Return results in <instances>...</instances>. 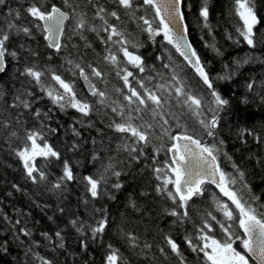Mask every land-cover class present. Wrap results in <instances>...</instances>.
<instances>
[{
  "label": "snow or ice",
  "instance_id": "snow-or-ice-1",
  "mask_svg": "<svg viewBox=\"0 0 264 264\" xmlns=\"http://www.w3.org/2000/svg\"><path fill=\"white\" fill-rule=\"evenodd\" d=\"M84 3L94 10L91 19L76 0H62L60 6L48 3L47 0H27V7L17 9L8 7L5 18L0 20V73L6 71L8 57L16 61L21 59V52L25 46L20 44L18 48H13L14 37L30 38L33 36V29H39L43 33V39L47 41V47L60 53L67 47L62 42L66 34V21H75L72 32L85 41L87 48H92V44L88 42L86 33H95L104 45V53L103 55L97 53L98 59L95 63L85 64L73 59L71 55L65 58V63L69 66L68 71L74 76L78 73L79 77L86 81L90 96L95 98L93 101L80 98L74 83L55 70L25 64L19 75L34 81L52 104L58 106L61 111L72 108L82 117H88L92 112L100 114L103 109L110 108L114 116L107 127L121 134L122 142L117 146V151H126L134 160L146 156L145 149L149 145H152L153 152L157 155L167 145L166 152L170 154V158L161 163L154 155L152 161L155 166L148 165L152 167L153 175L158 181L155 191L172 202L171 207L165 209V213L175 218L174 224L183 225L190 221L193 223L194 231L184 236V243L193 253L202 254L204 264H264V204L259 203L262 197L252 192L246 171L238 164L232 162V173L221 167L218 157L224 145L222 139L213 143H206L202 139V135H206L215 140L222 120L220 114L229 106V100L217 90L215 82L231 80L244 64L253 61L264 63V58L247 56L242 60L234 59L231 63H226L221 72L213 77L188 40V27L184 24L185 14L182 11L184 0H142V3H138V0H112V3L108 0H84ZM0 6L7 7V0H0ZM144 6H147L145 13L137 15ZM150 12L153 14L150 15ZM209 15L208 0H201L199 17L203 21V27L211 31ZM230 15L236 20L235 33L250 49L264 43V33L256 31L257 25L264 22L258 15L256 0H232ZM122 16L127 17V21L122 19ZM25 18L31 19L27 24L19 23ZM113 18L120 23H113ZM95 20H99L100 23L91 22ZM128 22L137 23L140 31L147 33L153 43L157 37L162 36L163 41L183 57L186 66L190 67L199 81L206 86L207 93L193 89L189 85L182 75V70L177 71L172 67L170 55L169 63L162 64L164 69H171L170 79L163 73H157L160 81H163L160 82L150 75L149 73L156 69L148 65L146 58L138 53L142 44L133 43L129 38L131 33L127 31ZM228 39H233V36L228 34ZM234 42L239 44L241 39H235ZM206 46L222 55L214 43ZM156 59L163 60V56L158 55ZM112 71L123 82V88L114 87L109 91L108 77ZM47 75H50L51 81L55 84L48 81ZM99 84H104L105 87L101 88ZM244 88L247 93L258 95L260 102L264 103V81L258 82L255 77L249 78ZM113 93L118 97L122 96L123 101L127 103L119 98L113 99ZM2 95L3 92H0V96ZM35 99L31 91L24 89L14 96L9 107L31 109ZM241 102L247 104L248 95L242 97ZM103 114L109 115L107 112ZM34 115L39 119L40 109H36ZM43 115L47 117L48 113ZM185 116L192 118L199 125L202 135L189 130L187 125L182 123ZM4 127H8L7 121L4 122ZM173 128L176 129L175 132ZM51 131L54 132L56 129ZM72 132L80 136L75 127L72 128ZM11 135L16 136V133L12 132ZM237 136L243 139L251 136L257 143H264V134L251 128H239ZM25 139L24 146L13 151L22 162L26 177L34 184L48 182L49 174L43 167L37 166V157L45 161L53 158L61 160V153L47 142L41 129L28 130ZM154 140L160 141L159 146L154 144ZM93 142L95 143V140ZM77 147L78 144L72 145V149ZM223 155L229 161L232 160L226 152ZM97 158L95 154L92 157L93 160ZM114 161L115 157H109V162L103 166V172L83 177L86 192L93 200L106 194L102 186L107 183L109 173L117 178L121 176L120 171H115V162L118 161ZM258 163L264 165V160ZM77 179L79 177L75 174L70 161L65 159L62 174L51 184L50 190H62L67 182ZM207 185H215L219 193L226 197V200H223L213 193L215 212L220 213L223 219H218L213 211L205 210L197 222L193 219V212L199 210H193L192 203L195 198L202 197L208 191ZM121 187L122 184L119 182L112 184L114 189L119 190ZM13 188L20 190L15 184ZM84 204L87 207L89 200L85 199ZM130 204L136 208L134 201H130ZM59 211L63 213L64 209L61 207ZM96 213H99V217ZM3 219L12 223L14 239L20 246H24V241L20 237L31 238L32 230L27 226L20 227V219L14 223L7 215ZM48 219L52 220L53 217L49 216ZM91 219L93 222L89 223L87 219L77 216L68 221L82 237L79 242L85 250L88 247L86 234L90 233L92 240L95 241L106 233L111 224L106 209L93 208ZM217 226L219 233L216 231ZM62 231H56L54 234L57 242L53 243V251L65 248ZM118 232L129 248L133 250L139 248L140 255L148 257L153 244L145 241L141 246L140 237L133 232L125 231L123 228H118ZM41 236L46 241H53V236L48 232H42ZM162 238L164 246H157L160 257L164 261L174 259L176 264H188L180 243L173 235L164 234ZM39 247V242L32 239L25 247V259L31 256L36 264H56L54 259L35 251ZM10 251V241L0 237V257L7 256ZM16 259L19 260V257ZM152 259L156 260L155 254H152ZM102 264L130 262L120 248L109 243L102 257Z\"/></svg>",
  "mask_w": 264,
  "mask_h": 264
},
{
  "label": "trees",
  "instance_id": "trees-1",
  "mask_svg": "<svg viewBox=\"0 0 264 264\" xmlns=\"http://www.w3.org/2000/svg\"><path fill=\"white\" fill-rule=\"evenodd\" d=\"M47 2L56 3L58 6L62 4V0H47ZM108 2L112 3V0H108ZM76 3L83 6V10L88 13L91 19L94 10L90 6H86L84 0H76ZM138 3H142V0H138ZM208 3L211 31L203 27V21L199 17L201 0H184L182 11L185 14L184 21L188 27L189 40L213 77L221 72L226 63H231L234 59L242 60L247 56L264 58V43L259 44L255 49H250L235 33L236 20L230 15L232 0H208ZM256 5L258 15L264 19V0H256ZM22 6L27 7V0H7V7L0 6V20L5 18L8 7L17 9ZM146 9L147 6H144L137 15H143ZM69 11L71 10L69 9ZM30 19H22L19 23L27 24ZM122 19L127 21L128 18L122 16ZM91 22L100 23L99 20ZM112 22L120 23L114 18ZM65 23L66 34L62 42L67 47L60 53L48 48L43 39V33L39 29H33V36L30 38L23 36L13 38V48H18L20 44L25 46L21 52V59L16 61L8 57L6 71L0 74V92H3V95L0 96V237L7 238L11 243L10 253L0 257V264H36L31 256L27 260L24 257L25 247L31 243L32 239L40 244V247L35 251L54 259L56 264H102V257L109 243L120 248L121 252L129 258L130 264H176L174 259L164 261L157 251V246H164L162 237L168 233L172 234L180 243L188 264H204L202 254L193 253L184 243V236L194 231L193 223L190 221L183 225L174 224L175 218L165 213V209L171 207L172 202L155 191L158 181L153 175L152 167L148 165H153L152 157L154 155L156 160L161 163L169 158L166 152L167 145L158 155L153 152L152 145H149L145 149L147 155L134 160L126 151H117V146L122 142L121 134L107 127L110 119L114 116L110 108L103 109L100 114L92 112L88 117H82L72 108L61 111L58 106L52 104L49 97L34 81L19 75L25 64H35L41 69L55 70L74 83L80 98L89 101L95 99L85 91L78 73L74 76L72 72L68 71L69 66L65 63V58L71 55L73 59L82 63H95L98 59L97 53L103 55L104 45L95 33L88 32L86 36L88 42L92 44V48L85 47V41L72 32L75 21L70 20ZM126 27L127 31L131 33L129 38L133 43L142 44L138 53L146 58L148 65L155 67L156 71L149 74L156 80L160 81V76L157 73H163L166 78L170 79L171 69L162 67L163 63H169L170 55L172 67L177 71L182 70V75L185 76L189 85L193 89L207 93L206 86L199 81L192 69L186 66L172 46L163 41L162 36L157 37L156 42L153 43L147 33L140 31L137 23L128 22ZM256 31L264 33V22L257 25ZM228 34H231L233 39H228ZM235 39H241V42L237 44L234 42ZM213 43L222 52V55H218L213 48L206 46ZM158 55H162L163 60H157L156 56ZM252 77H255L258 82L264 81V63L253 61L244 64L231 80L215 82L217 90L229 100V106L220 114L222 120L217 129L218 135L215 140L202 135V130L192 118L185 116L182 123H185L189 130L201 134L206 143L222 139L224 145L218 157L221 167L226 172L232 173V162L238 164L242 170L246 171L252 192L262 197L259 203L264 204V165L258 163V161L264 160V143H257L251 136L246 139L237 136V131L241 127L251 128L264 134V103L260 102L258 95L247 93L244 88L246 81ZM47 79L50 83L55 84L54 81H51L50 75H47ZM108 79L110 81L107 85L109 91L114 87L123 88V82L116 77L114 71L109 73ZM98 86L105 87L104 84ZM24 89L31 91L33 97L36 98L32 108L9 107L14 96ZM124 91L126 92L127 89ZM245 95H248L249 102L247 104L241 102ZM112 98H119L122 102L127 103L123 101L122 96L118 97L115 93L112 94ZM36 109L41 111L39 119L34 115ZM104 112L109 115L105 116ZM43 113H48V116L45 117ZM116 119L119 118L116 117ZM5 121L8 122V127H4ZM73 127L80 132V136L74 135ZM33 129H41L47 142L61 153V160L53 158L50 161H45L43 158L37 157V166L43 167L49 174L48 182L40 184H34L26 177L23 164L13 151V149L18 150L24 146L26 132ZM51 129H56V131L53 132ZM173 131L175 132L176 129L173 128ZM12 132H15L16 136H12ZM157 134H159V130H157ZM74 143L78 144L76 149H72ZM154 144L159 146L160 141L154 140ZM225 152L232 157L231 161L223 155ZM94 154L98 157L96 160L92 159ZM109 157H115V161H118H114L115 171H120L121 176L117 178L109 173L107 183L102 186L106 194L93 200L86 192V182L83 181V177L99 175L103 172V166L109 162ZM65 159L70 161L79 179L67 182L66 187L62 190L52 191L50 190L51 184L62 174L63 160ZM117 182L122 184L119 190L112 188V184ZM14 184L20 189L19 191L13 188ZM207 188L208 191L202 197L195 198L192 203V209L199 210L193 212V219L197 222L205 210H211L218 219H223L220 213L215 212L213 193L220 199H226L211 185H207ZM110 196L115 198L110 199ZM85 199L89 200L87 207L84 204ZM130 201L135 202V209L131 206ZM61 207L64 209L63 213L59 211ZM93 208L106 209L111 224L106 233L95 241L92 240L91 234L87 233L88 247L85 250L79 242L82 237L68 224V221L78 216L92 223ZM5 215L10 217L13 223L20 219V227L27 226L32 230L31 238L20 237L24 241V246H20L14 239L12 223L3 219ZM49 216H52L53 219L49 220ZM96 216L99 217V213H96ZM118 228H123L125 231L133 232L139 236L141 246L145 241L153 244L148 257L140 255L141 249L139 248L135 250L129 248L125 239L118 232ZM59 230H63L65 248L53 251V243L57 242L54 234ZM216 231L219 233L218 226ZM42 232L52 235L53 241H46L41 236ZM152 254H155L156 260L152 259ZM16 257H19V260Z\"/></svg>",
  "mask_w": 264,
  "mask_h": 264
},
{
  "label": "water",
  "instance_id": "water-1",
  "mask_svg": "<svg viewBox=\"0 0 264 264\" xmlns=\"http://www.w3.org/2000/svg\"><path fill=\"white\" fill-rule=\"evenodd\" d=\"M184 24H185V21H184ZM186 25V24H185ZM188 40H189V37H188ZM45 41V40H44ZM189 42H190V40H189ZM45 43L47 44V41H45ZM191 43V42H190ZM174 49V48H173ZM52 50H55V49H52ZM174 51H175V49H174ZM176 52V51H175ZM179 56H180V54L178 53V52H176ZM180 58L184 61V59H183V57H181L180 56ZM185 62V61H184ZM185 64H186V62H185ZM193 71V70H192ZM194 72V71H193ZM1 74V73H0ZM80 78V77H79ZM80 81H81V83H82V85H83V87H84V89H85V91L87 92V93H89L88 92V88H87V83H86V81H84L82 78H80ZM90 94V93H89ZM168 156H169V158H170V154H168ZM212 187H214L215 188V190L219 193V190L215 187V185H211ZM220 194V193H219ZM221 196H222V194H220ZM223 197V196H222ZM223 198H225L226 199V197H223Z\"/></svg>",
  "mask_w": 264,
  "mask_h": 264
}]
</instances>
